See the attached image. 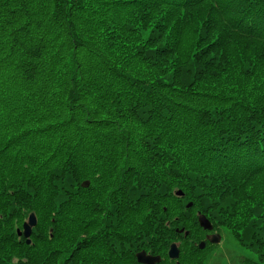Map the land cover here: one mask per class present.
<instances>
[{
    "label": "trees",
    "instance_id": "obj_1",
    "mask_svg": "<svg viewBox=\"0 0 264 264\" xmlns=\"http://www.w3.org/2000/svg\"><path fill=\"white\" fill-rule=\"evenodd\" d=\"M200 214L264 264V0H0V264H211Z\"/></svg>",
    "mask_w": 264,
    "mask_h": 264
},
{
    "label": "water",
    "instance_id": "obj_2",
    "mask_svg": "<svg viewBox=\"0 0 264 264\" xmlns=\"http://www.w3.org/2000/svg\"><path fill=\"white\" fill-rule=\"evenodd\" d=\"M85 185H87V184L85 183ZM176 194L178 196L184 195V193L182 191H177ZM191 206H192V203H189L188 207H191ZM199 223L203 229L213 230V225L211 224V222L209 221V219L205 215H201V214L199 215ZM36 225H37V218H36V215L34 213H32L29 216L27 222L24 223L23 230L18 231L19 236H24L26 238L28 244L31 243L32 231ZM183 231L184 230H181V232H183ZM185 235L187 236L188 232H186ZM209 240L212 243H219L221 240V236L219 234H214V235L209 237ZM205 246H206L205 241H203L199 244L200 249H204ZM168 254H169V257L171 259H178L180 256L179 245L177 243H173L170 247ZM137 259H138V262L141 264H159L162 260L161 256L148 254L145 250L137 253Z\"/></svg>",
    "mask_w": 264,
    "mask_h": 264
},
{
    "label": "rangeland",
    "instance_id": "obj_3",
    "mask_svg": "<svg viewBox=\"0 0 264 264\" xmlns=\"http://www.w3.org/2000/svg\"><path fill=\"white\" fill-rule=\"evenodd\" d=\"M217 233L220 234L221 232H217ZM238 248L239 246L237 242L233 239V237L226 231L222 232V237L220 242L216 243L215 247L213 246L212 254H214V257L210 259V263L219 264V260H218L219 258L222 259L226 258L229 259L231 262V258L237 257V254L240 252V249ZM223 264H225V261L223 262Z\"/></svg>",
    "mask_w": 264,
    "mask_h": 264
},
{
    "label": "flooded vegetation",
    "instance_id": "obj_4",
    "mask_svg": "<svg viewBox=\"0 0 264 264\" xmlns=\"http://www.w3.org/2000/svg\"><path fill=\"white\" fill-rule=\"evenodd\" d=\"M216 232V231H215ZM212 234H215L214 232H210V233H208V234H206V237L208 236V235H212Z\"/></svg>",
    "mask_w": 264,
    "mask_h": 264
}]
</instances>
